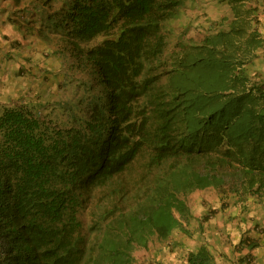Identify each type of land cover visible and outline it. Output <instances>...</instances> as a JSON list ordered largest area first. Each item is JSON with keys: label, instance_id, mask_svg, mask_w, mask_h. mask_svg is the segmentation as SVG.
Segmentation results:
<instances>
[{"label": "trees", "instance_id": "1", "mask_svg": "<svg viewBox=\"0 0 264 264\" xmlns=\"http://www.w3.org/2000/svg\"><path fill=\"white\" fill-rule=\"evenodd\" d=\"M37 2L28 4L39 15ZM181 3L67 0L49 18L51 28L72 23L70 32L88 39L101 31L109 12L129 13L140 31L124 29L117 43L85 54L96 74L93 91L81 98L87 116L73 110L56 126L47 108L0 106V218L10 215L0 221V264H132L135 245L164 238L179 223L173 209L180 216L188 211L180 195L210 186L224 198L238 196L243 209L249 197L254 204L264 200V77L248 66L264 39L248 18L250 7L235 8L227 28L166 55L160 24L174 18ZM134 163L152 175V193L132 198L110 222H97L99 254H84L80 223L63 198L75 197L74 190L66 186H103ZM48 183L63 190L58 194ZM10 184L17 193L12 199L2 192ZM46 190L56 198L59 222L49 218L18 230L17 212L34 223ZM229 246L227 258L201 246L188 252L186 264H264L259 237L238 236Z\"/></svg>", "mask_w": 264, "mask_h": 264}, {"label": "clouds", "instance_id": "2", "mask_svg": "<svg viewBox=\"0 0 264 264\" xmlns=\"http://www.w3.org/2000/svg\"><path fill=\"white\" fill-rule=\"evenodd\" d=\"M15 5H18L20 0H12ZM31 2V0H29ZM36 0H33L30 5H34ZM43 0H38V8H39V15L34 12V16L32 18V23L27 25V30H36V33L34 36L38 38L39 41L45 42L46 44L41 50V54L44 55V57H48L50 51V43L52 44V52L57 56L61 58H71L73 62L71 63V66H74L76 69H79L87 75L88 80L78 82L79 86L82 87V90L77 92L73 98V100H70L69 98L66 100L58 99L56 101L49 102L47 100L43 99L44 90L42 89L47 80L53 81L56 78L64 79L65 73H60L56 70L47 71L46 69L41 70L39 69V72L43 73L40 76L37 77V80L35 82V85L33 87V92H28L26 89V85H28V82L25 84V80L28 77L29 74V68L30 63L32 64V56L27 53L25 50V40L28 38L26 37L25 30L19 29L15 30L14 27L11 26V24H14L17 28L19 27L18 23L12 19L11 20V13L9 16H7L4 19H7L6 22H8V32L2 31V38H4L3 41H1V56H0V64L1 62H4L5 64L8 62H13L18 64V67L15 70V73L17 74V79H24V85H23V92L21 93V96H13V95H6V92H2L1 85H0V106H12L9 104H15L18 105H25L28 108H35V107H42L43 111L45 108L49 109L50 117L55 121L54 124L59 125L60 120L62 119L61 115L65 114L66 117L68 114L72 113L73 110H75L77 113L79 111L81 114L86 115V111L88 108V104L85 106L82 103V97H87V95L90 94L93 86L96 84V74L91 76L90 68L92 67V64L89 60L86 59V55L89 51L92 49L104 45L106 42H111L113 44L117 43L120 35L122 33V30L124 29H133L138 30V27L134 26L132 24L133 20L126 17L125 14L129 13H118V12H109L107 15V19L105 22L104 27H102L100 32L96 33L95 35H92L88 39H83L81 37L76 36L75 34H72L70 32V28H72V23L69 25H64L65 27L60 28L59 30L53 29L50 27V19L54 18L56 14L60 11L62 7L65 6V2L67 0H48L47 4L42 3ZM222 4L227 5L226 12L223 14H219L212 22L209 21V26L204 34V36L201 38L199 42H193L191 40H187L186 43H179L174 45L170 50L167 49L168 41V31L165 27L166 23L168 21L179 19L180 17V11L183 5L182 3L177 11V14L174 18L171 19H165L160 24V33L163 35V38L165 40V48L164 53L167 55L173 50H180L185 45H199L202 43L204 37L212 32H216L217 30H220V28H227L228 23L231 22V20L234 18V11L235 8L240 9L241 12H244L246 8L250 7L251 13L249 14L248 18L250 19V22L252 24V27L256 30L257 33H259L260 37L264 39L263 35L264 33L261 31L259 26V20H258V10L260 8H257L256 3L257 0H220ZM254 4H253V2ZM35 6V5H34ZM6 7L10 8L12 7L10 3H6ZM255 8V9H253ZM0 10L2 11V8L0 7ZM16 11V9L12 10ZM8 20L13 21L10 23ZM125 20L127 21V24L124 26ZM2 22V21H1ZM28 22V21H27ZM183 29V27L181 28ZM32 31H30V35L32 34ZM22 40V45L24 47V50L20 46V42ZM116 53H119L113 46L112 48ZM264 47L258 48L255 51V56L251 62L249 63V69L252 72H259L257 67L254 66L255 60L262 58L264 59V51H262ZM86 54V55H85ZM31 57V58H30ZM70 66V67H71ZM262 74L264 73V69L261 71ZM56 84L58 85V88H63V80L56 81ZM91 87V90L89 91L88 88ZM87 89V93L85 94ZM81 94L79 95V93ZM85 94V95H84ZM5 96V99L2 100V97ZM44 107H43V106ZM78 107V108H77ZM58 108V116L59 121H57L56 117L53 115L54 110ZM61 114V115H60ZM61 126V125H60ZM63 126V125H62ZM137 168H140V165H137L136 163L130 165L129 167H126L121 173L113 175L103 186L100 187H93V185L87 183L83 184L84 191H80L79 189H74L67 187L65 188V191L67 189H73L75 197L68 198L67 194L63 195V198H67L65 200V206L66 211H72L73 214L76 216V219L79 221V226L76 230V233L83 237L82 242L80 245L82 246V249L84 251V254L86 253H92V254H99L96 247V239L100 236L98 234V227L95 226L97 222L104 224L108 223L111 220L115 219L117 217L118 212H125L127 208L130 207L131 199H137L138 196L142 192L145 194H151L150 188H151V181H152V175L142 169L141 166V172L136 176V170ZM145 175H143V172ZM48 188L55 189L58 194L61 190H63L62 185L57 184H47ZM120 188L119 190H116L117 188ZM205 190H212L217 194L218 198V206L208 209V205H205V210H203L198 216H195L193 214L192 208L188 205L186 198L196 192H201ZM2 192H6L7 196L12 199L17 194L15 190L12 189L11 184L8 186H5L2 189ZM122 193L124 195L119 197V194ZM248 195L247 197H249ZM123 198H125L123 200ZM238 196L227 194L226 198L223 197L221 193H219L218 189H215L213 187L207 186L203 188H195L194 190L190 191L189 193L185 195H180V199L184 202L185 207L188 211H186L182 216H180L177 212V210L173 209V214L178 220V224L169 231V234L164 238H158L157 236H151L148 238L147 244L145 246L135 245L134 248L131 250L130 255L132 258V264H135L136 258L133 256V251L138 248H146L148 247L151 238L155 237L158 238L160 241H164V244L167 247H174L178 248L179 250H182L185 252V258H184V264H186V256L188 252L198 249L201 246H207L210 249V252L213 253V248L211 243L209 242L211 232L218 235L219 233H223L224 229L223 226L221 227V231L218 232L214 226H212V220L220 215L222 218L227 215L224 212H227L230 214V216H237L241 215L243 213H247L251 202H254L252 197H249L246 200V204L248 205L247 209H243L240 202L238 201ZM264 200L262 199L260 203H262ZM40 202L42 206H36L39 211H37V215L35 217L34 223H31L28 219H25L24 213H19L17 219L13 222V225L18 230H32L33 228H37L39 225H41L44 221H46L49 218L55 219L58 221V216L54 214L53 212H56L55 209V202L56 198L54 195L49 191L46 190V195L40 199ZM202 205V204H201ZM92 207L95 211H93L92 216L90 218L87 210ZM232 207H238V213H232L231 208ZM17 208V207H14ZM23 208H29V207H23ZM113 208L115 210V214L111 215H105V211L108 209ZM217 212H221L216 215ZM233 214V215H232ZM10 215L0 218V221L2 219H9ZM254 219L253 217L251 220ZM95 226V228L93 227ZM252 233V234H251ZM264 234V225H260L259 223L249 226V228L242 232V234L239 236H248L249 238L253 237H259L260 242L264 243V237L262 235ZM230 235V234H229ZM233 240L230 238V241ZM238 240V239H237ZM234 240V241H237ZM243 244V242H242ZM244 245V244H243ZM230 249V248H229ZM261 249V248H258ZM216 253L215 257H216ZM259 253V252H258ZM228 255V254H227ZM227 255L226 258H227ZM224 257V256H222Z\"/></svg>", "mask_w": 264, "mask_h": 264}, {"label": "rangeland", "instance_id": "3", "mask_svg": "<svg viewBox=\"0 0 264 264\" xmlns=\"http://www.w3.org/2000/svg\"><path fill=\"white\" fill-rule=\"evenodd\" d=\"M28 1L29 0H20L19 4L15 5L12 0H0V7L2 8V11L0 10V56L1 41L4 40L1 34L2 31L8 32V22H6L7 19L4 18L9 16L8 13H11V20L14 19L18 23L19 27L17 28L14 24H11V26L14 27L15 30L22 28L25 30V38H28L24 41L26 44L25 50L32 56L33 65L30 63L29 74L25 80V84L28 82V85H26L28 92L34 91L33 87L37 77L43 74L39 72L38 68L41 70L46 69L47 71L56 70L60 73H65L64 79L56 78L53 81L47 80L45 86L42 88L44 90L43 99L49 102L56 101L58 99L66 100L68 98L73 100L75 94L82 90V87L79 86L78 82L87 81V75L85 72L71 66V63L73 62L71 58L64 59L57 57L52 52L51 42H49L50 53L48 57L45 58L44 55L40 53L46 43L39 41L38 38L34 36L38 33H36L35 29L33 31L27 30V25L32 23V18L34 16V12L31 7L32 5L30 6ZM8 2L12 7H6V3ZM220 2V0H183L179 19L168 21L165 25L168 31L167 49L170 50L174 45L178 44L177 42L186 43L187 40L199 42L208 29L209 21L212 22L217 16L219 18V14H224L226 12L227 5ZM21 8L28 9V11H22L20 10ZM14 9H16V11H12ZM11 20L8 21L10 22ZM182 27L183 29H181ZM30 31H32L31 35ZM20 46L24 50L22 40L20 42ZM254 62V66L261 72L264 69V59L259 58ZM17 67L18 64L8 61L6 64L4 62H1L0 64V85L2 92H6V95L19 97L23 92L24 79H17V74L15 73ZM262 75L264 77V73ZM59 80H63V88L57 87L58 85L56 84V81ZM80 94L81 92L79 95ZM4 99L5 96L2 97V100ZM58 112L59 109L56 108L53 113L57 121H59ZM61 117L65 120L66 115L62 114ZM136 164L139 165V163ZM140 172L141 169L137 168L136 176ZM143 175H145L144 172ZM186 201L192 208L195 216H198L206 209L203 204L208 205L207 210L212 209L219 204L217 194L212 190L193 193L186 198ZM258 203L259 202H256V204H254V202H251L250 208L246 214L243 213L237 216H230L229 213L224 212L227 214L224 218L218 215L212 220V226H214L218 232L221 231L222 226L224 229V232L219 233L218 235L213 232L210 233L211 236L209 242L212 245L213 251L217 252V258L229 254L231 249V246H229L230 238L237 240L239 233L241 235L242 232L247 230L249 226H253L257 223L264 225V201L257 205ZM231 210L232 213H238V207H232ZM93 211L95 210L92 207L87 210L90 218ZM219 213L221 212H217L216 215ZM252 217L254 219L251 220ZM262 237H264V234ZM260 250L261 249L254 248L252 249V253H261ZM132 254L136 258L135 264H184L185 258L184 251L174 247H167L164 244V241H160L155 237L151 238L148 247H137ZM249 264L260 263L252 260Z\"/></svg>", "mask_w": 264, "mask_h": 264}, {"label": "crops", "instance_id": "4", "mask_svg": "<svg viewBox=\"0 0 264 264\" xmlns=\"http://www.w3.org/2000/svg\"><path fill=\"white\" fill-rule=\"evenodd\" d=\"M253 4H254V2H253ZM256 6H257V8H260L258 10V20H259L260 29L262 32H264V0H257ZM263 37H264V35H263ZM262 51H264V49Z\"/></svg>", "mask_w": 264, "mask_h": 264}]
</instances>
